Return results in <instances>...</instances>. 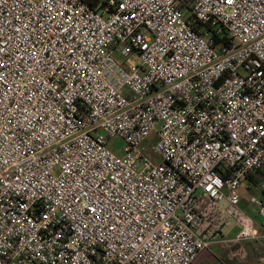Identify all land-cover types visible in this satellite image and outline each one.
<instances>
[{
  "label": "built area",
  "instance_id": "built-area-1",
  "mask_svg": "<svg viewBox=\"0 0 264 264\" xmlns=\"http://www.w3.org/2000/svg\"><path fill=\"white\" fill-rule=\"evenodd\" d=\"M260 170L264 0H0V264L243 256Z\"/></svg>",
  "mask_w": 264,
  "mask_h": 264
},
{
  "label": "crops",
  "instance_id": "crops-1",
  "mask_svg": "<svg viewBox=\"0 0 264 264\" xmlns=\"http://www.w3.org/2000/svg\"><path fill=\"white\" fill-rule=\"evenodd\" d=\"M257 176L254 175L252 179H248L246 184L241 188V196L243 192L256 191L258 195H252L248 203L241 202V210L251 217L256 228L259 231V239L256 241L247 242L243 245H236L234 250L237 252L243 250V256L231 258L230 252L222 244L214 243L208 249L202 251L193 264H262L264 262V231L261 226V219L259 217V206L253 203V199L261 200L264 198V184L257 181ZM258 185H257V184ZM246 189H249L246 191ZM243 199V198H242ZM239 232L236 224L231 223L225 229V236L228 239H234ZM236 233L235 236H233Z\"/></svg>",
  "mask_w": 264,
  "mask_h": 264
},
{
  "label": "rangeland",
  "instance_id": "rangeland-1",
  "mask_svg": "<svg viewBox=\"0 0 264 264\" xmlns=\"http://www.w3.org/2000/svg\"><path fill=\"white\" fill-rule=\"evenodd\" d=\"M123 145H124V142H123V140L122 139H120V138H115V139H112V140H110V142H109V147H111V148H121V147H123ZM149 151H150V149H149ZM151 157H155V156H153V155H151ZM157 159V158H156ZM257 181L258 182H260L261 184L263 183L264 184V179L259 175V176H257ZM247 190H249V189H246V191ZM258 195V192H257V190L256 191H254V193H253V191H251V192H243V196H242V202L244 203V204H246V203H248L249 204V200H250V197L252 196V195ZM236 235V233L233 235V236H235ZM262 264H264V262L262 263Z\"/></svg>",
  "mask_w": 264,
  "mask_h": 264
},
{
  "label": "trees",
  "instance_id": "trees-1",
  "mask_svg": "<svg viewBox=\"0 0 264 264\" xmlns=\"http://www.w3.org/2000/svg\"><path fill=\"white\" fill-rule=\"evenodd\" d=\"M254 175H260V176L264 179V171H263V170H260L259 172L250 175L249 179H252V177H253ZM256 184H257V183H256ZM257 185H258V184H257ZM263 193H264V191H263Z\"/></svg>",
  "mask_w": 264,
  "mask_h": 264
}]
</instances>
